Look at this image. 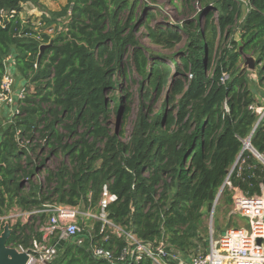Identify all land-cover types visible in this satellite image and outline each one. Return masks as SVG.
I'll return each mask as SVG.
<instances>
[{
    "label": "trees",
    "instance_id": "1",
    "mask_svg": "<svg viewBox=\"0 0 264 264\" xmlns=\"http://www.w3.org/2000/svg\"><path fill=\"white\" fill-rule=\"evenodd\" d=\"M27 1L0 0V81L3 62L11 56L15 76L27 78L33 74V80L48 77L47 86L52 89L41 100L52 98L54 107H21L26 115L9 125L0 139V216L13 207L30 213L25 222L19 220L12 225L6 244L30 249L33 240L41 241L40 227L49 216L39 210L53 204L96 210L106 186L116 196L105 209L107 219L114 224L142 240L166 239L185 254L200 245L204 250L207 239L200 236L199 229L207 214L209 194L218 192L241 152L242 140L256 121L255 113L248 108L256 99L248 86L245 56L254 58L253 70L264 89V0H247L245 10L239 0L206 1L194 16L175 25L178 33L163 28L157 31V35L184 38L180 72L192 76L178 99L176 121L164 113H158L151 125L142 118L129 142L107 137L104 127L98 124L108 108L105 94L115 86V71L126 76L128 65L123 62L127 45L132 47L131 64L153 86H161L163 83L155 79L168 71L158 68L159 63L148 71L147 56L131 34L137 0H70L60 13L71 14L63 25L65 31L61 29L53 39L43 34L42 40L19 17ZM12 10L14 15L3 17ZM125 11L127 19L121 22L120 13ZM152 16L146 15V20ZM236 29L238 40L233 37ZM224 31L229 35V46L223 47L214 61V40ZM41 43L47 46L38 58ZM45 60L46 67L41 69ZM176 85L181 92L182 82L178 80ZM27 100L25 95L18 107ZM33 114L41 116L40 123L47 120L46 114L53 116L40 131L48 148H40L46 154L44 158L34 154L38 145ZM62 117H73L72 125L65 126L67 135L55 128ZM77 120L90 122L88 134L93 141L77 136L73 125ZM175 122L176 128L170 130L168 124ZM64 136L77 139L62 143ZM97 137H107L102 147ZM250 142L257 151L264 152V119ZM59 149L71 165L61 163L55 172L47 161ZM40 173L44 182H34L32 177ZM229 181L247 194H257L260 182L264 184V167L244 150ZM228 201L231 203L230 193ZM87 223L93 231L86 233L82 227L81 242L64 239L48 264H112L94 258L91 248L98 245L117 255L124 241L107 228L100 233L99 220ZM56 241L58 235H53L49 244ZM125 264L151 263L145 258Z\"/></svg>",
    "mask_w": 264,
    "mask_h": 264
},
{
    "label": "rangeland",
    "instance_id": "2",
    "mask_svg": "<svg viewBox=\"0 0 264 264\" xmlns=\"http://www.w3.org/2000/svg\"><path fill=\"white\" fill-rule=\"evenodd\" d=\"M70 0H28L21 6V12L19 13L20 18L23 20V24L26 25L30 30L36 31L38 34V40H42V35H47L50 39L57 36L59 31L63 29V25L69 21L70 12L66 14H60L63 12L65 6ZM135 2L134 0H129ZM212 2L213 0H137V4L134 7L133 17L135 27L131 32L132 36L136 39L138 46L141 47L145 55L147 56V70L152 69L159 63L158 68L167 69V74L162 77H158L155 80L161 81V86H153L149 78H145L134 68L130 62L132 55V47L127 45L124 56L128 65L126 66V76L122 75V72L117 74V70L113 76L115 86L113 89L106 92V99L108 108L105 114L100 115L98 121L99 125L104 127L107 137L114 136L116 141L129 142L131 134L137 128L140 120L143 118L147 125H151L156 118L158 113H164L171 115L174 121L177 119L178 110V99L180 98L183 90L187 87V83L191 78L190 72L181 73L182 65L180 58L182 50L184 48V38L176 39L169 35H157V31L161 28L171 29V32L178 33L179 28L175 25L182 23L183 21L190 19L196 14L202 7L204 2ZM243 3L244 10L247 6V0H239ZM217 13V11H214ZM152 14L153 16L146 20V15ZM128 11L120 13V21L124 22L127 19ZM217 15V14H215ZM142 16V22H139V17ZM146 20V21H145ZM241 20H239L240 22ZM65 31V28L63 29ZM127 33V30L124 32ZM238 29L234 33V39L238 40ZM229 35L224 31L215 40L212 48V57L214 61L219 57L223 47L229 46ZM44 43H41L39 47H45ZM239 45V42H238ZM248 57V56H245ZM254 59V58H253ZM48 60H45L41 65V69L46 67ZM122 63V64H123ZM249 74L248 86L252 90L254 95H261V105L264 104V89L259 85L257 81V75L255 70L249 69L244 66ZM255 67V66H254ZM122 68V66H121ZM178 68L180 69L178 71ZM257 68V67H256ZM50 69V68H49ZM51 76V73H50ZM49 76V78H50ZM157 76V75H156ZM154 80V81H155ZM180 80L183 84V89L178 92L176 83ZM48 77H39L33 80V74L29 77L24 78L19 75L15 76V82L17 86L24 87L27 101H23L18 105L12 106H0V139L2 138L3 131L9 126L14 125L16 121L23 119L26 112L21 111V107L31 105L32 107L40 106L43 109L54 107L52 98L48 101H42L41 98L46 95V92L51 90L52 87L47 86ZM160 87V88H159ZM115 97L116 100L112 99ZM29 101V102H28ZM257 101V100H256ZM118 106L116 107V103ZM55 112L59 110V107L54 108ZM127 109V111H125ZM17 114H19L17 116ZM33 123L35 135V144L38 146L35 148V153L41 158L45 157V153H41V146L45 147L48 151L47 146L44 144V138H41V129L50 119L52 115L46 114V121L39 122L40 117L33 114ZM61 121L55 126L57 131L61 134L67 135L68 132L65 130V126L72 125L73 117L60 118ZM90 123V122H88ZM88 123L86 121L77 120L75 124V130L77 136L84 135L90 142L94 138L89 135ZM162 124L165 125L164 119ZM169 129L174 130L176 128L175 123H169ZM124 133L123 136L120 133ZM145 133L148 131L145 129ZM43 135V133H42ZM107 137L98 139L100 147L107 141ZM77 139L76 136L67 137L64 136L61 139L62 143H70ZM26 143V140H24ZM48 166L50 170L55 172L63 163L65 166H70V159L60 149L55 155L48 158ZM148 176V172L144 173ZM43 174H37L32 177L34 182H44ZM163 179H166L163 175ZM46 187L50 184L43 183ZM52 186L54 184H51ZM45 187V188H46ZM44 188V190H45ZM223 191H225L223 193ZM218 193V192H217ZM229 191L227 188H223L222 192L218 195L216 207L213 211L212 218L211 214L207 213L204 215L203 224L199 229L200 236L207 239L210 222L212 223L215 235L221 230L228 226H235L238 222L242 223L247 227L246 219L239 216H229L230 201ZM24 213V215H23ZM25 211H21L17 207H13L8 210L5 215L0 216V234L3 231L4 226L12 227L17 221L25 222ZM27 219V218H26ZM82 227H85L86 233L93 231L91 225L85 221L79 220ZM37 226V223H35ZM91 231H88V229ZM203 246L200 245L198 248L202 250ZM195 249H192V252ZM34 264V263H32Z\"/></svg>",
    "mask_w": 264,
    "mask_h": 264
},
{
    "label": "built area",
    "instance_id": "3",
    "mask_svg": "<svg viewBox=\"0 0 264 264\" xmlns=\"http://www.w3.org/2000/svg\"><path fill=\"white\" fill-rule=\"evenodd\" d=\"M14 14L15 11L12 10L9 13H4L3 17H11ZM11 58L8 56L3 62L4 73L0 81V106L18 105V101L24 98L26 92L24 87L16 85L15 68ZM248 108L255 113L256 121L249 135L242 140L243 148L264 167V152L257 151L250 142L254 130L264 119V104L261 105L256 101ZM241 161L243 162V160ZM229 175L224 180V185L228 188L231 198L229 216L246 219L247 227L238 222L235 226H228L215 235V230L210 222L207 247L204 250L198 248L195 252L185 254L175 249L166 239L142 240L131 231L114 224L107 219L105 209L116 196L110 193L106 186L102 188L96 210L65 204L48 205L39 210L49 213L47 220L40 227L41 241L33 240L30 249L22 247L16 249L28 253L27 264H48L56 255L55 245L59 240L71 238L81 242L82 226L79 220L82 222L99 220L101 221L100 233L106 231L107 228L124 241V245L117 255H114L112 250L98 245L91 248L94 258H102L112 264H125L145 258L149 259L151 264H264V184L260 182L259 193L247 194L231 185ZM218 195L219 192L214 201V209ZM29 215L30 213L25 212V220ZM53 235H58V241L49 244V239ZM257 239H261L260 244H257Z\"/></svg>",
    "mask_w": 264,
    "mask_h": 264
},
{
    "label": "water",
    "instance_id": "4",
    "mask_svg": "<svg viewBox=\"0 0 264 264\" xmlns=\"http://www.w3.org/2000/svg\"><path fill=\"white\" fill-rule=\"evenodd\" d=\"M47 45H45L46 47ZM45 47H40V53L38 55V58L40 57L41 53L43 52V49ZM244 66H247L249 69H254V59L251 56L245 57V63ZM244 151V148L242 147L240 154L238 155L236 161L234 162L233 166L228 171V174L231 173L233 168L236 166L237 161L239 160L242 152ZM225 187L224 182L220 186L218 192L219 194L222 192L223 188ZM216 193L215 195L213 192H210L209 194V203L207 205V212L212 213L214 209V201L217 197ZM12 232V229L8 227L7 225L3 227V231L0 234V264H27L29 255L25 251H18L15 247H10L6 244L7 239L9 238L10 234ZM64 240H59V242L55 245V248L58 250L59 246L63 243ZM261 243V239H257V244Z\"/></svg>",
    "mask_w": 264,
    "mask_h": 264
},
{
    "label": "crops",
    "instance_id": "5",
    "mask_svg": "<svg viewBox=\"0 0 264 264\" xmlns=\"http://www.w3.org/2000/svg\"><path fill=\"white\" fill-rule=\"evenodd\" d=\"M20 12H21V10H20ZM19 12V13H20ZM22 13V12H21ZM20 17V16H19ZM255 96V99L258 101V103H261V95L259 94V95H254ZM208 213V212H207Z\"/></svg>",
    "mask_w": 264,
    "mask_h": 264
}]
</instances>
